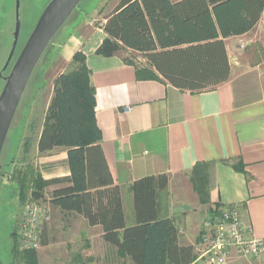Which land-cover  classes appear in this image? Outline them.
Masks as SVG:
<instances>
[{"label": "crops", "instance_id": "crops-1", "mask_svg": "<svg viewBox=\"0 0 264 264\" xmlns=\"http://www.w3.org/2000/svg\"><path fill=\"white\" fill-rule=\"evenodd\" d=\"M113 9L101 16L100 8L96 17L76 25L60 50L66 63H71L77 52L85 57L94 89L99 145L112 180L110 188H121L126 222L133 221L128 187L141 178L166 174L169 181L159 198L160 213L174 221L182 245L196 247L201 243L200 212L206 206L209 214L216 207L219 211L238 208L244 225L251 226L256 238L264 239V71L260 69L263 63L249 65L257 76L254 91L245 90L248 82L235 77L231 66L238 41L250 36L264 38V32L257 23L251 31L225 39L228 80L191 92L162 81L137 80L134 66L121 55L97 54L106 37L105 18ZM95 21H99L97 26H93ZM255 47L258 54H263L264 45ZM36 160L42 179L50 182L45 188L49 210L64 220L79 221L116 253L103 240L99 225L89 226L81 214L61 211L49 203L54 190L71 185L68 181L57 182L70 177L66 151L57 148L38 154ZM198 165L208 194L204 204L190 180ZM255 260L234 258L231 264H251Z\"/></svg>", "mask_w": 264, "mask_h": 264}, {"label": "trees", "instance_id": "trees-1", "mask_svg": "<svg viewBox=\"0 0 264 264\" xmlns=\"http://www.w3.org/2000/svg\"><path fill=\"white\" fill-rule=\"evenodd\" d=\"M264 8V0H119L105 18L106 37L96 51L104 57L131 51L143 64L134 66L137 80L162 81L180 90L201 91L228 80L230 66L224 40L251 31ZM72 69L60 73L52 84V95L36 139L38 154L64 149L70 177L69 187L54 190L49 203L61 211L81 214L89 226L99 225L102 238L115 248L119 258L132 264H193L195 247L182 245L170 218L161 217L159 198L169 176H147L134 181L131 224L126 222L121 188L113 186L99 145L94 120V89L85 57L73 55ZM29 138L23 147L29 149ZM26 169V168H24ZM11 174L14 193L20 201L27 187L29 197L44 201L50 184L40 174ZM1 175V174H0ZM109 177V178H108ZM202 204L207 202L205 177L196 166L190 178ZM94 190V192H91ZM219 213L210 210L209 219ZM11 253H17V230L10 233ZM26 264H36L34 251L20 252Z\"/></svg>", "mask_w": 264, "mask_h": 264}, {"label": "rangeland", "instance_id": "rangeland-1", "mask_svg": "<svg viewBox=\"0 0 264 264\" xmlns=\"http://www.w3.org/2000/svg\"><path fill=\"white\" fill-rule=\"evenodd\" d=\"M49 1H19L20 31L18 41L9 66L2 74L3 76L9 73L27 37ZM118 1L83 0L55 34L29 78L0 155V264H26L20 253L24 251L35 252L36 264H132L129 260L124 261L123 258H119L113 249L105 247L97 239L96 232L88 231L79 221L64 220L61 215L50 211L46 196L44 201L32 200L29 197L30 184L24 199L20 201L14 193L15 182L11 178L13 169L19 166L23 169L26 168L21 174H28L30 177L32 171L41 175L36 160L38 156L36 139L41 131L44 112L52 95L53 80L60 73L70 71L73 67L71 63H66L63 60L60 47L73 35L76 25L96 17L100 8L101 16H106L117 5ZM14 20L15 0H0V71L11 48ZM98 24L99 21H95L93 26ZM75 32L81 33V30ZM252 37L246 39L250 42L244 50H234L231 66L233 70L236 69L235 72L232 70L235 77L238 76L239 80L243 81L246 79L248 82L245 84L247 87L245 90L252 88L251 91H254L256 85L253 82L257 76L252 72V67L249 65L255 62L263 63L260 69L264 71V52L258 54L255 50L257 48L255 46L264 45V38ZM120 55L134 63H144L142 56L137 53L123 51ZM235 60L239 61L238 65L234 64ZM3 85L4 81L0 78V92ZM250 93L251 95L255 94L254 92ZM25 138L30 140L28 150L23 147ZM46 190L44 189V192H47ZM30 204L41 205L49 215L51 213L50 219L43 226L39 246L33 250H23L18 246V254L14 255L13 258L10 233L14 227L18 234L25 208ZM208 208L206 206L202 208L201 212L199 211L201 213L199 220V228L202 230L201 238L206 234L204 222L208 219L209 213L206 210ZM240 264L247 263L242 262ZM251 264H264V256Z\"/></svg>", "mask_w": 264, "mask_h": 264}, {"label": "built area", "instance_id": "built-area-1", "mask_svg": "<svg viewBox=\"0 0 264 264\" xmlns=\"http://www.w3.org/2000/svg\"><path fill=\"white\" fill-rule=\"evenodd\" d=\"M264 32V8L258 20ZM248 40L237 43L238 50H244ZM49 221L48 212L38 204L25 208L17 234V245L23 250H33L39 246L41 231ZM206 234L195 247L196 259L193 264H231L235 259H258L264 256V239L253 235L251 226L242 222L240 210L224 208L212 219L204 222Z\"/></svg>", "mask_w": 264, "mask_h": 264}, {"label": "water", "instance_id": "water-1", "mask_svg": "<svg viewBox=\"0 0 264 264\" xmlns=\"http://www.w3.org/2000/svg\"><path fill=\"white\" fill-rule=\"evenodd\" d=\"M19 1L15 0L11 48L0 71V78L4 81L0 92V155L14 115L36 64L55 34L83 0H50L27 37L9 73L3 76L2 74L9 66L18 41L20 31Z\"/></svg>", "mask_w": 264, "mask_h": 264}]
</instances>
